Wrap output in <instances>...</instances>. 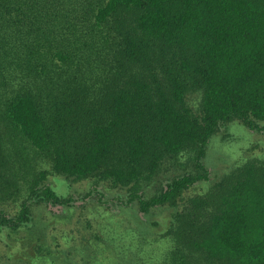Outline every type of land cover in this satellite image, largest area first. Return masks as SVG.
<instances>
[{"label": "trees", "instance_id": "1", "mask_svg": "<svg viewBox=\"0 0 264 264\" xmlns=\"http://www.w3.org/2000/svg\"><path fill=\"white\" fill-rule=\"evenodd\" d=\"M234 119L264 129V0H0V198L18 192L27 144L65 177L129 188L190 150L193 172L147 198L132 190L140 212L173 208L163 246L144 240L152 249H135V264H264V158L179 207L208 179L210 137ZM44 176L16 214L0 206L10 256L29 252L22 264H55L36 242L16 245L32 230V204L69 202Z\"/></svg>", "mask_w": 264, "mask_h": 264}, {"label": "rangeland", "instance_id": "2", "mask_svg": "<svg viewBox=\"0 0 264 264\" xmlns=\"http://www.w3.org/2000/svg\"><path fill=\"white\" fill-rule=\"evenodd\" d=\"M201 99L200 90L185 95L187 106L195 114L200 110ZM27 145L23 154L16 153L17 160L27 161L25 166H19V194L12 197L4 194L0 198L2 209L11 215L16 214L28 182L38 177L42 170L45 176L39 183L48 184L57 195L69 198V202L48 204L38 201L32 204V230L16 238L17 246L18 243L24 247L36 242L51 251L50 257L55 264H135L132 259L135 249L141 245L148 251L152 249L153 244H144V240H153L163 246L159 233L167 225L173 208L162 206L148 213L140 212L137 201L130 200L131 193L136 189L137 194L147 198L171 178L193 172L192 151L185 150L165 158L155 175L129 188L113 186L105 180L65 177L53 170L50 160L39 156ZM251 158H264V129H249L238 119L222 124L207 144L203 163L208 179L188 189L179 207L189 197L204 194L224 173ZM12 243L0 236V264H17L16 258L21 263V257L26 258L29 254L23 248L18 251V256H10L15 252L10 250Z\"/></svg>", "mask_w": 264, "mask_h": 264}]
</instances>
